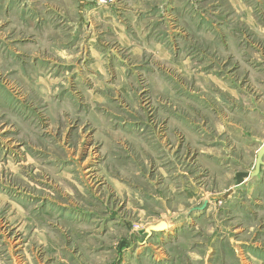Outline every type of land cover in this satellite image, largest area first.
Returning a JSON list of instances; mask_svg holds the SVG:
<instances>
[{"label": "rangeland", "instance_id": "374dc122", "mask_svg": "<svg viewBox=\"0 0 264 264\" xmlns=\"http://www.w3.org/2000/svg\"><path fill=\"white\" fill-rule=\"evenodd\" d=\"M83 1L97 16L92 34H10L12 48L30 49L8 56L0 75V264H264V171L229 192V168L252 167L253 156L240 168L200 167L184 141L222 138L201 78L218 93L213 78L264 76V0H173L172 10L164 0ZM37 39L74 48L36 50ZM107 213L124 224L106 227ZM160 221L168 230L149 235ZM131 230L140 249L123 253Z\"/></svg>", "mask_w": 264, "mask_h": 264}, {"label": "crops", "instance_id": "0c3cea01", "mask_svg": "<svg viewBox=\"0 0 264 264\" xmlns=\"http://www.w3.org/2000/svg\"><path fill=\"white\" fill-rule=\"evenodd\" d=\"M165 2L169 4L168 8L170 10L174 8L173 0H164V3ZM84 3L83 0H0V45L3 48V51L0 53V75L6 78V75L9 74H7L6 71L12 67L11 62L7 61L8 56L12 55V53L19 54L20 50L29 51L30 49L28 44L19 45L16 48L11 47L13 39L10 34H12L13 27L17 29L20 28L21 32L22 29H24V33H28L30 28L35 25L38 37L46 34H54V32H46V29L49 31L56 30L58 33H61L62 29L68 28L69 35H72L74 38L78 28L83 29V31L84 29L86 31H91L93 24L91 22L89 23L90 20L88 21L87 19H97L95 13L86 12L83 10V6L79 5ZM166 9L167 8H165V10ZM176 13H179V15L176 14L177 16H171L172 19L177 20L183 17L181 6ZM34 17L37 22L33 21ZM99 19L103 21L105 25H108V21L113 19V16L109 12H103ZM42 29H44V32L39 34V31ZM121 33L124 34V30H121ZM38 41L37 39L38 44H42L38 46L36 50L44 49V51L55 52V50L62 51L74 48L66 46L67 44H63L64 46H54L51 43L45 44L44 42ZM120 43L122 45H127L124 39L120 41ZM158 46L159 48L156 47L155 49L164 51L167 56L168 49L160 45ZM225 46L228 47V44H225ZM128 47L130 48L132 45L128 44ZM227 49L232 51L231 53L234 56L235 62H238L236 56L239 54L236 52L242 49L240 50V47L238 45L235 46V44H232V46H229ZM222 50L223 49H218L219 52ZM93 55L96 56L95 54ZM37 56L38 59L42 61H44L46 57H49L46 54H38ZM243 62V60H240V63ZM10 72L12 73V70H10ZM38 73L41 74L39 71ZM245 73L242 81L237 80V78H230L226 81L213 78L212 84L217 87L218 93H215V90L213 93L212 90L210 91L208 88L209 86L206 85L209 82L205 77L201 78L202 82H197V88L200 90V93L203 94L202 99L205 97H211L212 99V106H204L203 108L205 112L210 111L217 115L215 128L217 132L219 131L218 134L222 136V138L214 139V137H212L211 140H213L209 142L205 141L207 134L201 135L200 133L197 136V140L195 137V142L184 139V141H186L185 144L190 146L191 149L196 150L198 156L197 162L198 164H203L200 165V167L205 166V164L211 167V164L219 162L221 166L234 163L236 164V168H240L237 164L242 159L241 156H244L245 161L248 160L246 162H249V157L253 156L251 160L253 162L252 167L244 168L240 172L233 171L234 168L232 167L229 168L228 172L231 171L233 184H230L228 191L233 193L239 189L242 190V188L248 186V184L259 183L264 171L263 165L258 176H251L255 169L257 154L264 145V76L262 70H259V68L254 69V71L246 70ZM10 80H12V78L8 77L4 82H9ZM1 84H3V81H1ZM200 125H203L204 132H207L206 129L211 127L206 119L203 120ZM180 131L183 132L182 130ZM184 131L188 134V128L184 129ZM187 148L189 149V147ZM228 174H226V177H228ZM114 189L118 199H121L127 193L126 189ZM115 210L118 211V207L114 208V211ZM104 221L106 222V227L113 224H124L119 213L113 214L112 216H109L107 213ZM131 232L132 235L129 233V236L121 239L119 242V249H122L121 252L123 251V253L129 252L135 245L140 249L141 236L136 234L134 230H131ZM136 253L139 252L134 251L133 255Z\"/></svg>", "mask_w": 264, "mask_h": 264}, {"label": "water", "instance_id": "95a60500", "mask_svg": "<svg viewBox=\"0 0 264 264\" xmlns=\"http://www.w3.org/2000/svg\"><path fill=\"white\" fill-rule=\"evenodd\" d=\"M264 145L260 148L257 154V160L255 164V169L251 174L252 177H256L260 173L261 167L264 165ZM168 230V223L166 221H161L157 225H150L146 228V232L150 235L153 232L162 233Z\"/></svg>", "mask_w": 264, "mask_h": 264}]
</instances>
